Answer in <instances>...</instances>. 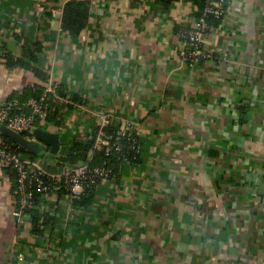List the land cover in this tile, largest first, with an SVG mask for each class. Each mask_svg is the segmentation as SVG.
I'll return each mask as SVG.
<instances>
[{"label": "crops", "instance_id": "0c3cea01", "mask_svg": "<svg viewBox=\"0 0 264 264\" xmlns=\"http://www.w3.org/2000/svg\"><path fill=\"white\" fill-rule=\"evenodd\" d=\"M67 1L0 0V45L21 57L40 44L34 65L46 73L0 55V100L54 81L77 103L59 102V124L35 122L61 132L52 175L105 113L137 125L141 162L101 181L88 208L56 185L41 196L38 233L14 215L0 161V264H264V0H230L206 37L214 57L195 65L178 27L195 24L193 2L91 0L73 36Z\"/></svg>", "mask_w": 264, "mask_h": 264}, {"label": "built area", "instance_id": "2783aa9c", "mask_svg": "<svg viewBox=\"0 0 264 264\" xmlns=\"http://www.w3.org/2000/svg\"><path fill=\"white\" fill-rule=\"evenodd\" d=\"M229 2L230 0H207L203 14L196 20L193 27L180 34L184 37L186 45L181 54L190 65H195L199 60L214 57L207 50L205 44L206 37L213 28L207 21V17L214 15L221 21L227 11L225 4ZM55 98L62 102H70L68 98L59 95L56 83L50 81L37 97H31L25 101H20L17 98L0 100V121L18 132L27 133L26 136H31L36 120L39 119L44 124L47 123L50 104ZM112 123L114 122L111 114L105 113L100 116L98 124L100 128L94 147L97 149L105 148L107 153L112 149L122 150L125 147L141 152L142 143L137 125L132 121L121 122L115 134L107 136L104 128ZM111 138L114 140L111 141ZM124 142L127 143L124 144ZM0 161L4 166H10L17 174L14 215L19 219L29 217L25 210L34 207L35 193L45 195L51 192L56 185H59L74 199L79 198L87 190L96 189L101 181L110 178V170L105 167L93 166L89 161L66 167L60 174L52 175L37 159L30 160L22 152L8 147L1 132ZM19 257L22 258L21 255Z\"/></svg>", "mask_w": 264, "mask_h": 264}, {"label": "trees", "instance_id": "16d2710c", "mask_svg": "<svg viewBox=\"0 0 264 264\" xmlns=\"http://www.w3.org/2000/svg\"><path fill=\"white\" fill-rule=\"evenodd\" d=\"M178 0H157V2L163 7L164 10L170 9V7ZM191 1L196 6L195 16L198 19L205 10L207 6V0H186ZM229 4V3H228ZM228 4H225V7H228ZM91 17V0H68L63 8L62 13V28L73 36H77L81 33L83 28L88 24ZM207 21L214 27L220 24V19L216 18L214 15H209ZM181 29L180 34L184 31L189 30L178 26ZM182 37V36H181ZM184 39V37H182ZM186 39V38H185ZM41 45L36 43L33 45H28L24 48L23 56L16 57L11 51L3 45H0V55L4 56L7 60L9 66L21 65L24 68L32 69L38 77L46 78V73L41 70L39 67L35 66L34 63L38 61L37 53L40 50ZM29 59V60H28ZM57 91L60 96L66 97V93L57 85ZM42 89L38 87L37 91L32 92L31 96L24 97L22 99H29L31 97H37L42 93ZM12 99V98H9ZM20 101H25L17 98ZM72 102H75L72 98L69 99ZM59 102L61 100L55 98L50 104L49 115L47 117V123H61V114L59 111ZM99 126L94 127L90 133L86 136L85 139H76L71 145L67 155L62 156L61 162L65 164L77 165L79 163L89 161L93 166L105 167L110 170V177L117 178L118 180L121 177L122 165L125 162H132L139 164L141 162V152L135 151L134 149H127L126 147L122 150L112 149L110 152H106L105 148L97 149L95 148V142L97 134L99 132ZM119 129V124L112 123L104 128V132L107 136H113L115 132ZM27 135V133H23ZM5 137V136H4ZM114 138H111L113 141ZM5 141L8 147L22 152L23 154H29L25 149L19 147L15 142L5 137ZM127 142H124L126 144ZM35 157V156H34ZM13 179H14V193L16 189V178L17 174L14 172L10 166H6ZM63 191L64 188L61 187ZM95 188L93 190L85 191L79 198H74L73 202L77 206L88 208L93 203ZM66 192V191H65ZM41 193L34 194L35 205L32 208H27L25 212L31 217L33 222V231L40 233L42 228V222H40V213L38 210V204L41 200Z\"/></svg>", "mask_w": 264, "mask_h": 264}, {"label": "water", "instance_id": "95a60500", "mask_svg": "<svg viewBox=\"0 0 264 264\" xmlns=\"http://www.w3.org/2000/svg\"><path fill=\"white\" fill-rule=\"evenodd\" d=\"M0 132L19 147L35 155L42 165H46L49 161L55 159L61 149V132L52 131L43 126H35L31 136H26L0 121Z\"/></svg>", "mask_w": 264, "mask_h": 264}, {"label": "rangeland", "instance_id": "374dc122", "mask_svg": "<svg viewBox=\"0 0 264 264\" xmlns=\"http://www.w3.org/2000/svg\"><path fill=\"white\" fill-rule=\"evenodd\" d=\"M45 167V166H44Z\"/></svg>", "mask_w": 264, "mask_h": 264}]
</instances>
